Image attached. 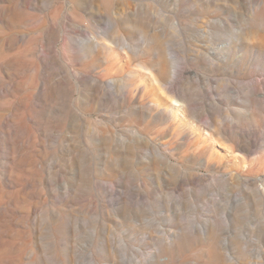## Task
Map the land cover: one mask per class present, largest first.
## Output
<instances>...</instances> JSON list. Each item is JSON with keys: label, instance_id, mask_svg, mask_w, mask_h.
I'll list each match as a JSON object with an SVG mask.
<instances>
[{"label": "rangeland", "instance_id": "rangeland-1", "mask_svg": "<svg viewBox=\"0 0 264 264\" xmlns=\"http://www.w3.org/2000/svg\"><path fill=\"white\" fill-rule=\"evenodd\" d=\"M0 264H264V0H0Z\"/></svg>", "mask_w": 264, "mask_h": 264}]
</instances>
